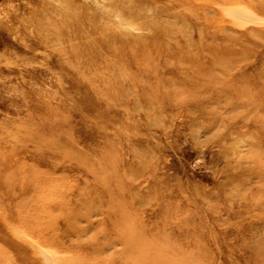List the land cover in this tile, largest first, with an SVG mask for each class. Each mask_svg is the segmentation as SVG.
I'll list each match as a JSON object with an SVG mask.
<instances>
[{
	"label": "rangeland",
	"instance_id": "rangeland-1",
	"mask_svg": "<svg viewBox=\"0 0 264 264\" xmlns=\"http://www.w3.org/2000/svg\"><path fill=\"white\" fill-rule=\"evenodd\" d=\"M0 250L264 264V0H0Z\"/></svg>",
	"mask_w": 264,
	"mask_h": 264
},
{
	"label": "bare ground",
	"instance_id": "bare-ground-1",
	"mask_svg": "<svg viewBox=\"0 0 264 264\" xmlns=\"http://www.w3.org/2000/svg\"><path fill=\"white\" fill-rule=\"evenodd\" d=\"M162 253V252H161ZM153 254V253H152ZM162 256V255H161ZM156 257V260L154 258V261L151 262V259H149L147 262L141 261V258L139 256H132L129 255L128 259L131 260V264H188L184 260H179L177 262L171 261L169 258L166 257ZM60 264H81L78 260H64L62 262H59ZM0 264H12L6 256L3 254V252L0 250Z\"/></svg>",
	"mask_w": 264,
	"mask_h": 264
}]
</instances>
